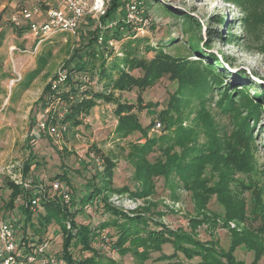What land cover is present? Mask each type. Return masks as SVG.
Listing matches in <instances>:
<instances>
[{"label":"rangeland","instance_id":"374dc122","mask_svg":"<svg viewBox=\"0 0 264 264\" xmlns=\"http://www.w3.org/2000/svg\"><path fill=\"white\" fill-rule=\"evenodd\" d=\"M129 1L132 0H117L119 7L112 21H101L104 14L92 13L82 20L74 34L59 33L36 48L28 30L22 29L26 22L16 27L9 18L22 8L36 9L44 14L47 0H0V168L21 165L33 155L38 165L32 164L27 175L32 188L47 189L56 176L66 172L70 190L81 192L87 189L86 182L102 171L104 162L112 164V187L103 192L107 200L101 202L98 198L85 204L87 212L81 211L75 218L79 226L88 225L94 230L111 220L112 216L103 211L105 203L126 217L143 216L150 221V231H159L163 226L172 232L187 234L194 243L182 246L189 250L208 251L209 256L219 257L222 262V253H230L233 248L232 254L237 261L264 264V174L255 178L261 193L256 191L257 187L242 191L237 180H245L246 175L232 168L240 152L233 147L244 146V139L238 134L242 124L240 117L245 118L250 111L253 147L247 146L248 156L258 159L255 166L258 171H264V0H146L148 4L145 0H136L140 7L144 3L147 14L144 12L143 17L142 10H138L134 15L130 25L136 29L131 31L138 42L131 45L130 51L133 57L146 62L169 58L172 73H166L141 92L137 88L110 90L107 87L109 79H101L98 73H76V76H86L89 91L103 93L111 100L97 101L86 115H82L81 126L68 125L59 139L50 136L48 131L37 129L36 115L42 109L40 98L44 88L59 71L66 67L71 69L79 60L87 59L85 52L89 51L86 48L93 42L92 38L111 34L115 20L125 18L124 8ZM107 8L108 4L104 13ZM140 19L144 26L139 25ZM126 41L123 37L114 47H108L113 48V52L108 55L104 69L107 74L111 73L112 80L118 76V71L111 67L122 66V44ZM107 42L101 45L93 42V46L105 47ZM180 61L183 63L179 64ZM197 62L201 67L212 68V75L220 81L218 90L197 95L181 87L192 68L190 65ZM94 65H98V60ZM36 69H39L38 74L30 80V74ZM124 71L134 78L142 76L139 69L124 67ZM224 89L234 104L230 112L229 109L221 110L217 104ZM138 96L141 109L136 101ZM117 103L129 109L142 128L154 122L146 137L138 132L125 139L117 136L114 114ZM165 109L174 123L164 128L157 115ZM178 124L191 132L185 139L186 150L195 153L206 146L205 156H213L205 165V172L214 174L211 186L215 187L208 192L186 187L174 171L169 179L149 177L145 184L134 178L136 169L141 165L143 170L144 166L134 160L132 156L137 154L132 148L144 144L147 138L153 139L152 151L145 160L152 163L154 158H161L164 162L162 150L175 144L177 134L173 130ZM32 130L38 132V138L31 137ZM174 151H180L178 146ZM186 153V160H189L190 154ZM7 181L8 177L0 175V216L4 219L12 215L4 209L10 193L5 187ZM55 195H49V199L58 200ZM73 196L77 194H72L71 198ZM16 202L23 200L19 198ZM241 205H244V220H230L238 211L240 213ZM74 207H79L77 200ZM41 211L43 213V207ZM19 215L16 210L13 216L18 218ZM54 228L50 236L55 250L59 249L61 233ZM116 238L112 227L99 231L94 238L91 248L100 257V264H138L132 252L122 253L118 246H113ZM194 244L200 248L195 249ZM247 246L256 249H246ZM123 247L128 248V242ZM161 249L165 255L173 254L170 245ZM76 255L86 257L90 254L81 253L78 248ZM159 255L160 252H149L142 264H162L156 261Z\"/></svg>","mask_w":264,"mask_h":264},{"label":"trees","instance_id":"16d2710c","mask_svg":"<svg viewBox=\"0 0 264 264\" xmlns=\"http://www.w3.org/2000/svg\"><path fill=\"white\" fill-rule=\"evenodd\" d=\"M141 1L142 0L139 2ZM144 3L148 4L146 0ZM144 3H141V9L143 12H145V14H147L144 8ZM118 5L119 4H117V0H110L108 3V8L100 20L106 21L108 19L109 21H112L111 18L114 16V14H116L119 7ZM187 25H189V23H187ZM24 28L25 27L22 29ZM131 30L132 28L125 22L124 18H119L118 20H115L114 30L112 33L109 35H103L102 37L104 42L112 40L115 43L121 41L123 37L127 38V41L122 44L123 57L120 59V64L122 66L120 67L118 65H113V67H111L112 69H117L118 71V76L114 80L111 79V73L107 74L106 70L104 69L107 57L108 55L112 54L113 48L103 46L94 47L93 42L97 41V36L93 37L91 40L93 42H90L86 48L89 50L85 52L87 59L79 60L71 69L69 68V73L66 80L61 83L57 89L52 90L50 84H47V86L44 88L40 98V104L42 105L41 107L44 108L49 103L58 100L59 106L68 105V112L61 120V124L65 125L66 128L68 125L72 127L81 126L82 115H86L90 109L96 105L97 101H108L111 100V98L109 96H105L103 93L89 91L86 85V76L84 74L81 76H76V73L90 71L92 74L93 72H96L101 77V79H109L107 87L110 90L126 89L131 91V89L137 88L140 90V92L144 91V89L148 88L149 86H152L166 73H172L171 66L169 64V58H167V60L162 58L161 60L146 62V60L143 59L139 60L136 56L133 57L130 48L131 45L138 41L133 37L134 34ZM108 50L111 53L108 54ZM97 60L98 65L95 66L94 63ZM182 63L183 61L179 62V64ZM124 67L129 69H139L142 71V76L140 78L129 76L124 71ZM190 67L192 68H190V71L186 73V79L184 82H182L181 86L184 88L186 87L188 93L192 92L198 93L197 95H203L209 91V93H211L214 89L218 90L220 87V81H218V78H216L215 75H212L213 71L211 67H201V63L199 62L191 64ZM38 72L39 69L34 70V72L30 74V80H32L38 74ZM136 101L138 103V107L141 109L142 102L140 96L137 97ZM217 104H220L219 108L221 110L229 109L228 112H230V107L234 105L233 101L230 99V96L227 95L225 89L222 91L220 101ZM116 107L117 108L115 109L114 114L115 117H117V126L115 129L117 136H119V138L125 139L134 132H138L142 137H146L148 129L151 128L150 126L151 124L153 125L154 122H151L148 127L142 128L137 117L131 114L129 109L124 108V105L118 103ZM251 114L252 113L250 111H247L245 118L242 116L240 117V119H242V124L239 126L240 130L238 134L241 136L240 138L244 139V146H240V144H238V147H233V150L239 148L240 152L238 151L239 153L236 155V158L232 163V168L233 170H236L237 173H240V175H246L245 180H237V185L242 191L251 189L255 190L253 188L257 187L258 185L255 181V178L259 176L261 177L264 174V171H258L256 168L257 166H255L257 165L258 159L254 158L253 156L250 159L248 156L250 154L247 150V146L253 147L248 119ZM169 116L170 114L166 109L160 111L157 115L158 120L160 123H162V125H164V128L169 124L174 123L172 117L170 119ZM54 122H57L56 115L51 120L49 118L47 124H52ZM243 131H246L247 133ZM173 133L177 134V137L175 138L176 142L175 144L168 145L170 146L169 148L162 150L164 155L163 159H165L164 162L161 161V158H154L155 161H152V163L149 160H145V157L152 151V147L154 145L153 139L147 138L144 144L136 145L132 148L134 154H137L136 157H132L134 160L137 159L138 162H142L141 164L144 166L143 170H141V165L140 168L136 169L134 178L138 180L140 179L141 182L145 184L147 183L149 177H162L163 179H169L171 171H174L180 176V178H182V181L186 183V187L190 186L198 191L204 190L207 192L208 190L214 189L215 186H211L214 174L205 172L206 163L211 162L209 159L213 157L205 156L206 146H203V148H200L195 153L190 149L186 150L184 148L186 143L185 139L189 137L191 132L183 128L181 124L176 126V128L173 130ZM162 139H167L168 141L171 140L170 137H162ZM177 146L178 149H180L179 152L174 151V147ZM186 152L190 154L189 160H186L188 157ZM184 160L186 161L184 162ZM32 164L35 167L38 165L37 162H35V157L33 155L30 156V158H27L23 164H21L23 177L26 179ZM262 168L264 169V166H262ZM112 177V164L104 162L102 171L96 173L88 180V182H86L87 189H82L81 192H77L78 190H70V180L68 179V174H66V172H62L60 175L56 176V180L53 182H59L61 185H63L61 183L63 182L64 186L67 188L65 190H67L71 196L72 194H77V196H73L71 198V203L69 206H62L59 198V201L57 199L50 200L49 194L46 193V199H44V203L42 205L43 213L40 211L36 214H33L28 208V202H30L32 195L35 194V188L33 187L28 190L23 189L19 186H16L8 179L5 187L10 193L4 209L5 211H10L12 214L11 216L15 215L16 210L20 212L19 216H23V218L19 219L20 228L18 235L22 240L27 242H39L45 239H50V230L56 226L54 229H59L61 233V242L59 244V249L56 247V249L51 252V256L57 260H63L65 264H100V257L91 248V243L99 231L108 229L109 227L114 229L115 235L117 237L113 246L115 248L118 246V250H120L122 253L132 252L138 261V264H142L149 257V252H160V255L158 258H156V261H160L162 264H243L242 262L237 261L234 257V254H232L234 250L233 248H231L230 253H222L221 262L219 261V257L213 258L209 256L208 251L201 253L199 250L195 251L184 248L182 244L194 243V240H191L192 238H188L187 234H183L181 231L172 232L163 226H161L159 231H150L148 230L150 221L145 219L143 216L136 215L131 218L126 217L113 210L108 204L105 205V203L102 204L103 211L109 213L112 216L111 220L103 222V224H100L99 228L94 230H92L88 225L79 226L75 222L77 213L81 211H83L82 213L87 212V206L85 204L92 202L94 199L99 198L101 202H105L107 200V197L105 194H103V192H107L109 189H111ZM100 181L102 182L100 184L101 186H98L97 183ZM119 191L121 190H117V192ZM256 191L261 193L259 187L256 188ZM19 198L22 199L23 202L16 203L17 199ZM76 200L79 204V207L75 208L74 206ZM243 208L244 205H241L239 208L240 213L238 211L236 215L230 217V220L233 219L237 220L238 222H242L245 218L243 216ZM120 217L123 219L121 222L120 220L122 219ZM67 222L69 223V229L66 228ZM156 225L160 226L159 224ZM239 238H242V236ZM236 241V244L238 245V240ZM126 242H128V248L123 247L124 243ZM164 245H170L173 249V254H163L161 248ZM194 245H196L194 248H200L198 244ZM231 247L235 246L232 245ZM78 248L79 252H86L90 255L86 257H78L76 255V250ZM248 248L251 250L256 249L254 247L247 246L246 249ZM179 256H181V258Z\"/></svg>","mask_w":264,"mask_h":264},{"label":"built area","instance_id":"2783aa9c","mask_svg":"<svg viewBox=\"0 0 264 264\" xmlns=\"http://www.w3.org/2000/svg\"><path fill=\"white\" fill-rule=\"evenodd\" d=\"M110 0H47L44 14L38 10L32 11L26 8L14 12L9 20L16 27H22V22H26L25 28L28 30L29 37L33 40L36 48L43 42L51 39L59 33L74 34L82 20L90 14L103 15L105 6ZM125 22L130 25L134 15L138 10H142L138 1L132 0L125 5ZM37 19L33 22V18ZM143 17L145 14L142 10ZM42 20V21H41ZM143 20V19H142ZM146 22V21H145ZM139 25H145L139 20ZM111 27V26H110ZM133 30H136L132 28ZM97 44L103 43L101 35L97 36ZM105 47H114L115 42L109 40ZM69 73V68H64L50 81L51 89L55 90L63 83ZM68 112V105L59 106V101L51 102L42 108L36 115V127L39 131H48L50 136L59 139L66 132V126L61 124V120ZM56 115V121L47 124V121L53 119ZM0 175L8 177L16 186L23 189H31V181L23 177L22 166L20 164L9 165L0 168ZM46 193L56 194L61 203L69 206L71 195L65 190L59 182H52L45 189L42 186L35 187V194L32 195L28 208L36 214L41 211ZM17 203V202H16ZM87 211V209H86ZM23 216H10L8 219L0 216V264H65L63 260H57L51 256L54 251L52 239H45L39 242L25 241L19 237V219ZM69 229V223H66ZM55 247V246H54Z\"/></svg>","mask_w":264,"mask_h":264},{"label":"crops","instance_id":"0c3cea01","mask_svg":"<svg viewBox=\"0 0 264 264\" xmlns=\"http://www.w3.org/2000/svg\"><path fill=\"white\" fill-rule=\"evenodd\" d=\"M32 132H33V130H32ZM33 136H37V138H38V132H33V134L31 133V137H33Z\"/></svg>","mask_w":264,"mask_h":264}]
</instances>
